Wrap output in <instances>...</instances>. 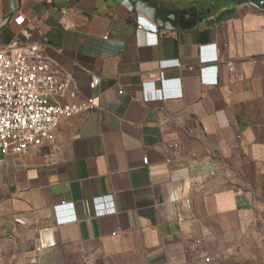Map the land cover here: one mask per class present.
Wrapping results in <instances>:
<instances>
[{
  "label": "crops",
  "instance_id": "obj_1",
  "mask_svg": "<svg viewBox=\"0 0 264 264\" xmlns=\"http://www.w3.org/2000/svg\"><path fill=\"white\" fill-rule=\"evenodd\" d=\"M201 4V22L151 34L122 0H0V48L39 44L64 84L52 101L96 106L0 156V264H201L264 210V17ZM101 196L115 213L94 215Z\"/></svg>",
  "mask_w": 264,
  "mask_h": 264
},
{
  "label": "built area",
  "instance_id": "obj_2",
  "mask_svg": "<svg viewBox=\"0 0 264 264\" xmlns=\"http://www.w3.org/2000/svg\"><path fill=\"white\" fill-rule=\"evenodd\" d=\"M255 8L264 17V9ZM13 22L21 28L25 17L19 15ZM136 25L138 30L158 33V28H153L142 16L137 17ZM45 42L46 39L43 40ZM38 50L39 44L19 39L16 43L0 48V156L33 150L43 142L53 140L54 131L61 120L96 109L92 97L76 101L74 94H70L73 101L63 104L52 101L64 89V84L56 79L48 63L38 55ZM172 64L181 67L179 60H174ZM172 64L168 61L159 62V79L164 78V70ZM227 67L232 71L233 62H227ZM143 85L145 92L147 88L154 89V82ZM96 86L97 80L92 79L89 88L94 89ZM162 98L161 93L157 96L145 93L142 96L144 102ZM169 147L175 148L176 144H170ZM142 164L147 165L148 158H143ZM92 204L95 216L115 213L111 196L94 198ZM209 260V257L203 258L206 263Z\"/></svg>",
  "mask_w": 264,
  "mask_h": 264
},
{
  "label": "rangeland",
  "instance_id": "obj_3",
  "mask_svg": "<svg viewBox=\"0 0 264 264\" xmlns=\"http://www.w3.org/2000/svg\"><path fill=\"white\" fill-rule=\"evenodd\" d=\"M201 264H264V210L251 213L240 232L201 256Z\"/></svg>",
  "mask_w": 264,
  "mask_h": 264
},
{
  "label": "water",
  "instance_id": "obj_4",
  "mask_svg": "<svg viewBox=\"0 0 264 264\" xmlns=\"http://www.w3.org/2000/svg\"><path fill=\"white\" fill-rule=\"evenodd\" d=\"M132 12L142 15L152 25L165 30H175L178 25L185 22L199 23L204 15H198L197 8L190 6L181 10L169 9L159 5L157 0H122ZM188 1L194 0H171ZM247 3L264 9V0H246Z\"/></svg>",
  "mask_w": 264,
  "mask_h": 264
},
{
  "label": "flooded vegetation",
  "instance_id": "obj_5",
  "mask_svg": "<svg viewBox=\"0 0 264 264\" xmlns=\"http://www.w3.org/2000/svg\"><path fill=\"white\" fill-rule=\"evenodd\" d=\"M201 1H204V0H194L192 2L157 0L159 5H161L162 7H166V8L174 9V10H181L183 8H188L190 6H195L197 8V13L199 16L201 14L205 15L208 12V8L206 6H204V4H201ZM191 24H193V23L192 22H185V23L178 25V27H176V28H188Z\"/></svg>",
  "mask_w": 264,
  "mask_h": 264
},
{
  "label": "clouds",
  "instance_id": "obj_6",
  "mask_svg": "<svg viewBox=\"0 0 264 264\" xmlns=\"http://www.w3.org/2000/svg\"><path fill=\"white\" fill-rule=\"evenodd\" d=\"M152 27L154 28V27H156V26L152 25Z\"/></svg>",
  "mask_w": 264,
  "mask_h": 264
}]
</instances>
